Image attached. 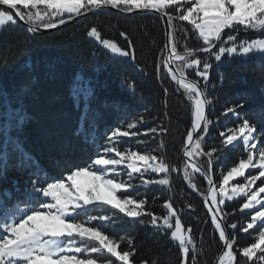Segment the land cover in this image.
<instances>
[{"label":"trees","instance_id":"obj_1","mask_svg":"<svg viewBox=\"0 0 264 264\" xmlns=\"http://www.w3.org/2000/svg\"><path fill=\"white\" fill-rule=\"evenodd\" d=\"M168 11L175 15L173 9ZM174 23L178 52H184L185 47L197 50L203 47L191 24ZM93 26L102 38L129 49L128 40L120 36L121 32L126 33L134 44L133 61L115 57L89 39L87 31ZM258 36L253 33L241 37ZM164 54V30L153 15L125 17L99 12L47 35H32L18 22L0 27V153L5 148L8 153L7 167L0 171V200L4 206L11 209L17 202L21 207L47 202L40 197L25 200V190L32 189L33 182L39 188L51 182V178L65 179L67 172L76 167H90L103 151L100 146L108 142L107 134L117 127L127 130L128 124L135 123L133 130L138 135L122 138L115 147L119 151L157 156V163L163 160L168 166L170 181L167 186L141 187L134 191L136 198L146 201L144 211L157 216V224H162L167 215L165 202L171 203L184 229L191 230L195 251L184 259L170 231L153 227L149 215L132 220L107 208H97L87 213L116 218L106 224L93 222L92 226H99L112 238L122 241L118 250H134L133 264H181L182 259L185 264H192L193 256L195 264H213L223 242L201 200L208 184L189 169L195 187L184 179L186 162L182 151L191 128L192 107L166 73ZM193 58L212 64L206 84L195 69L185 70V75L198 82L206 99L211 101L206 116L212 123L207 133L200 129L197 140L201 148L193 158L211 175L219 192L222 176L247 157L242 141L225 146L221 132L230 134L229 130L238 128L247 119L256 129L259 147L264 148V57H235L224 64L204 53ZM85 104L87 118L81 134L76 135ZM232 107L236 112L224 115ZM17 109L26 113L19 127ZM154 128L156 133L145 134ZM93 131L98 137L95 145L85 142V137L90 139ZM13 140L18 142V149H14ZM213 151L214 155L209 157L208 153ZM23 154L31 159H25ZM145 175L152 180L165 178L158 173ZM5 192L11 193V199ZM241 204L242 199L221 206L222 212L227 213L223 218L228 238H235L234 264H264L260 260L264 254L259 251L251 262L239 253L240 248L255 242L258 231V227L247 233L242 231L252 212L242 213ZM233 223L238 225L235 230L229 227ZM129 238L132 244L128 243ZM99 259L105 262L108 258L101 255Z\"/></svg>","mask_w":264,"mask_h":264},{"label":"snow or ice","instance_id":"obj_2","mask_svg":"<svg viewBox=\"0 0 264 264\" xmlns=\"http://www.w3.org/2000/svg\"><path fill=\"white\" fill-rule=\"evenodd\" d=\"M4 6L7 10H0V26L15 25L16 17H18L25 22L26 31L30 34H35L40 29H56L59 25H64L76 17L108 8L122 10L129 14L142 11L159 13L162 17L167 16L166 23L170 31L167 34L168 44L165 46L167 56L163 67L172 81L183 89L192 102L191 130L187 132L185 157L197 154L201 148L199 139L193 144L195 130L203 128L204 133H207L212 123L206 116V105L211 101L206 99V94L201 90L198 82L185 76L186 69H195L196 75L205 84L209 79L212 64L207 60L193 58L196 53L200 51L214 57L217 63L222 62L225 57L229 60L235 57L248 58L253 55L264 57V38L240 40L235 34L243 28L264 36V0H0V9ZM21 6L28 11H22ZM169 9H173L175 15L168 11ZM12 10L15 12L13 13ZM174 21H186L191 24L198 39L203 42V47L199 50L185 47L182 54L178 52ZM226 30H231L234 34L228 35ZM87 36L98 41L99 45L109 50L113 56L132 55L114 40L102 38L95 26L87 31ZM120 36L128 40L129 49L134 48V44L128 39L126 33L121 32ZM173 65L177 67L174 69ZM87 110V104H85L76 135H80L83 130ZM235 112V107L227 108L224 115ZM12 115L10 112L9 120L12 119ZM15 116L18 120L17 127H19L23 124L26 113L22 114V110L17 109ZM136 126L135 123H130L127 130L122 131L117 127L107 134L108 142L100 146L103 151L92 161L90 165L92 170L89 167H76L67 172L66 180L51 178V182L39 188L33 182L32 189L25 190L27 201L40 197L41 200L50 199L51 202H38L36 205L28 203L24 207L17 202L9 209L4 206L3 200H0V264H98L95 258H80L81 254L88 257L103 255L108 258L105 264H117V262L133 264L134 250H118L122 241L112 238L99 226H91L93 222L109 223L116 218L115 216H88L84 221L76 220L77 216L97 208H107L132 220L149 215L153 227L170 231L171 239L178 242L179 250L184 257L195 251L191 230L185 231L182 227V222L171 203L165 202L163 207L167 210V215L163 217L162 224H157L159 218L144 211L146 201L132 198L127 194L129 190L137 187L131 183L134 174H139L141 185L144 186L152 184L167 186L170 183L167 178L169 168L163 160L155 163L159 159L157 156L144 155L138 151H119L115 147L122 138L137 136L138 133L133 130ZM8 127L11 125L9 124ZM156 131L155 128L150 129L145 134L156 133ZM229 132L230 134L220 133V136L224 137L223 144L235 146L242 141L247 157L240 159L222 176L219 192L213 186L211 175L202 173L196 164L191 165L192 172L201 173L209 183L208 195L211 198V205L208 206V211L211 214V223L219 233V239L226 249L220 255L218 264H234L236 258L235 238H228L222 223L227 213L222 212L221 206L226 200L244 198L245 202L240 205L241 212L252 211L250 222L243 227V232L247 233L260 224H264V186L254 187L257 181L264 180V148L259 147L256 129L247 119L238 128L231 129ZM97 139L93 131L90 139L85 137V142L95 145ZM12 144L14 149L19 148L17 141L13 140ZM23 155L25 159H31L27 154ZM208 155L211 157L214 151L209 152ZM0 160H2L0 163V171H2L7 167V148L0 153ZM209 164L211 165V160ZM121 166L128 170L129 180L127 181L118 180L109 175L112 173L119 176L118 169ZM249 170L258 171V175L247 176ZM149 172L162 174L165 178L144 179L145 174ZM36 175L39 176V172ZM240 177H245L246 183H235L229 186L230 181ZM45 178L47 179V173ZM184 179L191 187H195L191 183V173L187 165L184 170ZM5 195L11 199V193L5 192ZM173 218H175L174 225ZM229 227L235 230L238 225L233 223ZM128 243H133L131 238ZM258 251L264 254V228L260 229L254 243L239 249L242 257L250 262ZM260 260L264 261V255H260ZM181 264H185V260L182 259ZM192 264H195V256H193Z\"/></svg>","mask_w":264,"mask_h":264},{"label":"water","instance_id":"obj_3","mask_svg":"<svg viewBox=\"0 0 264 264\" xmlns=\"http://www.w3.org/2000/svg\"><path fill=\"white\" fill-rule=\"evenodd\" d=\"M2 9H3V10H7V9H6V6H4ZM12 11H13V13L15 12V10H12ZM99 12H112V13H115V14H118V15H121V16H125V17H136V16H142V15H153V16H156V17L160 20V22H161V24H162V27H163V30H164V44H165V46L168 44V36H167V34H168V32L170 31V29H169V27H168V25H167V23H166V21H167V16H163V17H162L161 14H159V13H155V14H154V13L142 12V11H137L135 14H129V13H124L122 10L111 9V8H108V9H105V10H102V11H98V12H95V13L89 12L86 16H85V15H82V16H80V17H76V18H74V19H72V20L66 22L64 25H59L56 29H49V30H43V29H40L37 33L32 34V35H47V34H51V33L56 32V31H58V30H60V29H62V28H64V27H67V26H70V25H72V24H75V23H78V22L84 21V20H86L87 18H89L90 16H92V15H94V14H96V13H99ZM66 19H67V17H66ZM16 20H17V22H18V23H19L24 29H26L27 26H26V24H25L24 21H21L18 17H16ZM180 53L182 54L183 52H180ZM196 54H197V55H200V54H203V52L198 51ZM166 56H167V51L165 50L163 63H164V61H165ZM173 68L175 69L176 66L173 65ZM165 70H166V69H165ZM166 73H167V70H166ZM168 76H169V75H168ZM185 76H186V75H185ZM186 77H187V76H186ZM169 78L171 79L170 76H169ZM187 78L190 79L189 77H187ZM190 80H193V79H190ZM171 81H172V79H171ZM172 82H173V83L179 88L178 84H176L174 81H172ZM179 89L181 90V92L183 93L184 97L186 98V100L188 101V103H189V104L191 105V107H192V102H191V100L187 97V95L184 93V91H183L182 88H179ZM201 90L204 91L202 87H201ZM206 112H207V105H206ZM190 130H191V128H190ZM199 131H200V129L195 130V132H194L193 142H194L195 139L197 138ZM186 139H187V138H186ZM185 147H186V145H185L184 148H183L182 155H183V157H184V159H185V162H186V165L188 166V169L192 172L191 165L194 163V164L197 165V167H199V168L201 169V172H202V173H204V174H208V173H207V172H206V171H205V170H204V169H203V168H202V167H201V166H200V165L194 160V158H193L192 156H191V157H185V156H184ZM192 173H193V174H196V175H198V176H200V177H202V178L207 182V184H208V188H207L206 194H205V196H203V197L201 198V200L203 201L204 206H205V209H206V211L208 212V214L210 215V218H211V214H210L209 211H208V206L211 205V199H210V196L208 195V193H209V183H208V180L205 179V178H204V175H202L201 173H198V172H192ZM208 175H209V174H208ZM211 178H212V177H211ZM212 180H213V179H212ZM213 186L217 189V187H216L214 181H213ZM217 192H218V190H217ZM222 223H223L224 226H225L224 218H223V220H222ZM225 231H226V234H227V236H228L226 226H225ZM218 234H219V233H218ZM224 250H225V246H224V244H223L222 250H221L219 256L216 258V260L214 261L213 264H218V262H219V257H220V255L222 254V252H223ZM234 262H235V261H234Z\"/></svg>","mask_w":264,"mask_h":264},{"label":"rangeland","instance_id":"obj_4","mask_svg":"<svg viewBox=\"0 0 264 264\" xmlns=\"http://www.w3.org/2000/svg\"><path fill=\"white\" fill-rule=\"evenodd\" d=\"M21 9H23L22 8V6H21ZM0 10H3V9H0ZM32 11H35V10H32ZM0 27H4V26H0ZM226 32H227V34L228 35H231V34H234L231 30H226ZM253 33H257V32H252V31H249V30H247V29H243V28H240L238 31H237V33H235V34H237L238 36H239V39L240 40H244V39H248V40H251V39H253V38H251V39H249V38H247V37H241L242 35H246V36H249V35H251V34H253ZM256 38H264V36H258V37H256ZM89 39H91V40H93V41H95L98 45H99V42L98 41H96L94 38H90L89 37ZM101 48H103L101 45H99ZM104 49V48H103ZM125 49V48H124ZM106 50V49H105ZM125 50H128V51H130L131 53H132V55H130L129 57H120V58H123V59H125V60H127V61H129V62H132L133 61V52H132V49H125ZM106 51H108L109 53H110V51L109 50H106ZM111 54V53H110ZM115 57H118V56H115ZM240 58H242V57H240ZM231 60L232 59H228L227 57H225V59L222 61V62H220V63H229V62H231ZM176 66V65H175ZM177 67V66H176ZM200 132V131H199ZM198 135H199V133H198ZM197 138H198V136H197ZM197 138L195 139V141L193 142V144H195V142H196V140H197ZM194 155H196V154H194ZM112 156H114V153H112ZM193 157V156H192ZM155 163H157V162H155ZM89 169L90 170H92L91 169V167H89ZM118 171H120V175L119 176H115L114 174H112V173H110L109 175H110V177H112V178H116V179H118V180H123V181H127V180H129V176H128V174H127V169L124 167V166H121V168L120 169H118ZM247 176H251V175H258V171H256V170H249L248 172H247V174H246ZM144 179H149V178H147L146 177V175L143 177ZM65 180H66V178H65ZM67 182V181H66ZM81 183H84V181H81ZM131 183L132 184H134V185H136L137 187L136 188H134V189H132V190H129L128 191V195H130L132 198H135V199H137L136 198V193L134 192L135 190H137V189H139V188H141V187H145L144 185H141V177L139 176V174H134L133 175V177H132V179H131ZM235 183H246V178L245 177H240V178H234V180L233 181H230V184H229V186H231L232 184H235ZM260 186H264V180H259V181H257L256 182V184L254 185V187L255 188H259ZM102 194H105L106 195V193H103L102 192ZM242 199V203H244L245 201H244V198H240V199H234L233 201H235V200H241ZM47 202H51V200L50 199H48V200H46ZM225 202H232V201H225ZM258 210V209H257ZM252 212V211H251ZM253 214V213H252ZM88 216H90L88 213H85V214H83V215H80V216H78L80 219H77V217H76V220H78V221H84ZM172 223H173V225H174V223H175V221H173L172 220ZM93 224H91V226H92ZM183 227V226H182ZM184 228V227H183ZM261 228H264V224H260L259 226H258V231H257V235H258V233H259V231H260V229ZM186 231V230H185ZM178 243V242H177ZM99 257L100 256H93V257H88V256H86V255H84V254H81L80 255V258H95V259H97V261H98V264H105V262H103L102 260H100L99 259ZM184 259H186L185 257H184Z\"/></svg>","mask_w":264,"mask_h":264},{"label":"bare ground","instance_id":"obj_5","mask_svg":"<svg viewBox=\"0 0 264 264\" xmlns=\"http://www.w3.org/2000/svg\"><path fill=\"white\" fill-rule=\"evenodd\" d=\"M211 199V198H210ZM226 250V249H225Z\"/></svg>","mask_w":264,"mask_h":264}]
</instances>
